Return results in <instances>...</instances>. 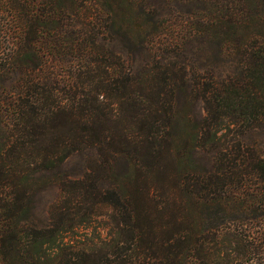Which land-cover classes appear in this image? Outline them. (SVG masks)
<instances>
[{"label": "trees", "instance_id": "trees-1", "mask_svg": "<svg viewBox=\"0 0 264 264\" xmlns=\"http://www.w3.org/2000/svg\"><path fill=\"white\" fill-rule=\"evenodd\" d=\"M195 1L208 34L223 0ZM225 1L238 67L209 83L158 49L133 75L98 44L104 32L154 44L162 22L144 0H0V264H264V157L241 140L264 127V2ZM185 94L203 103L192 128ZM85 150L97 157L81 178L44 177ZM195 150L211 171H182Z\"/></svg>", "mask_w": 264, "mask_h": 264}, {"label": "rangeland", "instance_id": "rangeland-1", "mask_svg": "<svg viewBox=\"0 0 264 264\" xmlns=\"http://www.w3.org/2000/svg\"><path fill=\"white\" fill-rule=\"evenodd\" d=\"M144 3L157 9L156 12L160 14L158 18L162 22L160 28L162 34L154 40V44L145 40L144 35L138 41L127 35H110L104 32L97 39L98 44L117 55L130 68L133 75L141 74L151 65L157 49L158 58L163 57V64L173 61L185 65L188 77H204L210 83L212 80L225 79L227 75L236 73L237 63L227 61V43L224 41L227 30L222 24L227 20L223 8L224 0L213 2L210 21L215 30L211 28L208 34L204 33L205 35L195 29L203 26V20L197 12L200 3L195 0L186 2L144 0ZM179 108V119L188 128L200 123L205 116L202 101L193 100L188 94L183 96ZM241 140L244 145L256 149L264 157V127L248 131ZM96 157L95 150L76 153L56 170L45 173L44 177L53 182L60 179H79L87 171L89 162ZM178 164L181 165L183 172H209L213 168V154L195 150ZM59 198L60 188L55 183L46 187L37 196L34 223L38 227L47 225L49 209ZM208 225V222L204 224L206 227ZM254 230L257 229L253 227L252 231Z\"/></svg>", "mask_w": 264, "mask_h": 264}]
</instances>
